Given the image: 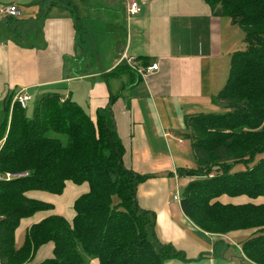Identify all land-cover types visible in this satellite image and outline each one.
<instances>
[{
	"label": "trees",
	"instance_id": "trees-1",
	"mask_svg": "<svg viewBox=\"0 0 264 264\" xmlns=\"http://www.w3.org/2000/svg\"><path fill=\"white\" fill-rule=\"evenodd\" d=\"M213 16L227 18L243 34L244 49L231 55L227 79L211 103L221 114L196 113L183 119L194 168H179L190 181L179 195L182 213L200 231L219 236L249 232L242 260L264 264V0H203ZM68 0L51 1V6ZM10 19V18H9ZM147 67L148 58L137 59ZM131 72L119 64L107 76ZM113 99V97H111ZM26 109V108H25ZM18 104L4 106L0 124V264H25L43 245L52 256L37 264H165L184 254L147 238L152 220L136 202L147 180L122 163L124 148L109 110L95 122L72 100L56 92L40 94L28 117ZM66 182L86 183L73 203L74 217L49 216L33 224L16 249L22 219L52 205L28 199L27 192L61 195ZM223 198H246L225 203Z\"/></svg>",
	"mask_w": 264,
	"mask_h": 264
},
{
	"label": "crops",
	"instance_id": "crops-1",
	"mask_svg": "<svg viewBox=\"0 0 264 264\" xmlns=\"http://www.w3.org/2000/svg\"><path fill=\"white\" fill-rule=\"evenodd\" d=\"M51 1L56 0H0V11L9 5L21 11L20 18L28 22L20 28L38 32L24 33L28 42L16 39L19 34L0 38V124L5 104L19 91L29 96V102L34 95L56 92L76 103L92 122L98 112L109 110L124 148L123 165L148 176L136 191L138 207L151 215L148 240L154 247L170 245L188 260L172 259L165 264H250L242 260V254L235 258L216 252L218 244L225 247L226 241L244 240L249 232L228 236L204 233L182 213L179 200L174 199L177 192L172 197L176 203L171 201L172 192L190 181L178 177L177 169L194 168L190 142L182 137L183 119L216 108L211 97L225 84L231 55L242 42L234 25L227 18L213 16L203 0H136L141 12L135 17H127L124 2L118 9L124 26H109L114 33L119 29L121 40L113 41L102 55L82 27L75 1L68 0L67 6H51ZM88 1L91 13L116 6V0ZM80 28L86 34L87 49L80 43ZM123 55L133 60L138 70L146 68L138 66L139 58L149 59L147 67L157 64V70L141 74L122 70L108 77L119 64L126 65ZM87 192L86 183L71 182L65 183L61 195L27 192L28 199L50 204L52 209L20 221L14 234L15 248L23 245L31 225L49 216H61L71 223L74 201ZM222 201L237 204L247 199ZM52 248L51 243L41 246L25 264L50 258ZM88 264L98 262L90 260Z\"/></svg>",
	"mask_w": 264,
	"mask_h": 264
},
{
	"label": "rangeland",
	"instance_id": "rangeland-1",
	"mask_svg": "<svg viewBox=\"0 0 264 264\" xmlns=\"http://www.w3.org/2000/svg\"><path fill=\"white\" fill-rule=\"evenodd\" d=\"M76 5L80 8V23L82 25V27L88 32V35L90 37V39L92 40L93 43L96 44V48H98L99 52L103 55L105 54V52H107V50H110L111 45L113 43V41H117L119 42L121 40V35H120V31H116L115 33L111 31L110 29V25L112 23H114V25L116 26H121L123 27L124 25L122 24V22L120 21V17L118 16V9L120 5H123V3L125 2V0H116V6L112 7L113 10L111 9H102L100 10H94L92 13L89 11L88 7L90 5V2L88 0H84L83 2H80V0H74ZM106 5V2L103 1ZM102 2V3H103ZM227 20V19H226ZM26 21L25 17H21L18 19H9L7 17H4L2 14H0V38L1 40H4L5 38H9V37H15L17 34H19V36L21 37H15L16 39L18 38H22V39H18L20 41H25L28 42L27 40H25L24 37V33H30V35H33V33L35 34L38 33L36 30L33 31V29H31V27H25L22 29V27L20 28V26H22ZM235 27L234 29H237L236 31H238L237 33V37H239V34L241 35V39H243V34L241 32V30L237 27V26H233ZM17 29V31H16ZM19 32V33H18ZM113 34L114 37H111ZM78 36L80 39V43L84 44V46H86L87 49V45H88V40H86V34L85 32L80 28L78 30ZM23 41V42H24ZM4 43V41H2ZM238 42V39H237ZM244 49V43L243 40L240 44L237 45V49L236 51H241ZM227 71H228V67H227ZM224 86V85H223ZM37 97L34 95L31 98V101L27 104L26 109H25V113L28 117H30L32 115V109H33V104L34 101ZM10 107V104H9ZM3 107L0 104V122L3 119ZM206 112H210V113H214V114H221L223 111H221L220 109L214 108L212 110H208ZM1 145V142H0ZM190 156V160L192 161V167H195V161L193 158V154L191 152H189ZM190 164V165H191ZM183 190V187L181 185H179V187L177 188V191L174 190V192H172L171 194V201H173V195L181 194ZM176 203V202H174ZM20 242L23 241V237L22 239L19 240ZM234 242H229L226 241L227 246L223 247L221 244L217 245V250L216 252L219 254L220 252H224L226 255L228 256H234L235 258H238L241 256V251H240V245L242 243V239H234ZM22 244V243H21ZM21 245H16V248H19Z\"/></svg>",
	"mask_w": 264,
	"mask_h": 264
},
{
	"label": "built area",
	"instance_id": "built-area-1",
	"mask_svg": "<svg viewBox=\"0 0 264 264\" xmlns=\"http://www.w3.org/2000/svg\"><path fill=\"white\" fill-rule=\"evenodd\" d=\"M125 2H126L127 17H135L140 14L141 7L136 0H125ZM0 13L3 16L10 18V19H18L21 16V11L13 5L5 6L4 8L1 9ZM121 60H124L126 65L130 69L137 71L140 74L149 73V72L157 70V64H152L149 67H146L144 70H138L134 65V61L126 57L125 55L122 56ZM29 100H30L29 96L25 95L22 91L15 93L11 101L9 102L10 110L14 104H18L22 109H25ZM21 176H23V174H19V175L6 174L5 176H0V180H9L11 178L21 177ZM174 199L178 201L179 200L178 195H175Z\"/></svg>",
	"mask_w": 264,
	"mask_h": 264
}]
</instances>
